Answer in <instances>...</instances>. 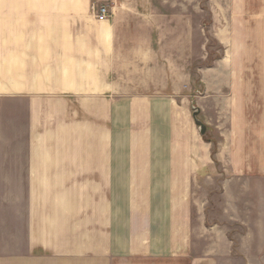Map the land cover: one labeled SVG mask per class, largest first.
Wrapping results in <instances>:
<instances>
[{
  "label": "crops",
  "instance_id": "crops-1",
  "mask_svg": "<svg viewBox=\"0 0 264 264\" xmlns=\"http://www.w3.org/2000/svg\"><path fill=\"white\" fill-rule=\"evenodd\" d=\"M96 1L108 20L95 17ZM190 4L0 0V230L13 237L0 242V264H218L198 252L191 196L212 145L187 140L180 118L193 101ZM261 15L264 0H224V43ZM224 97L213 107L238 127L218 158L252 173L224 183L252 199L249 222L231 217L248 229L242 256L224 264H264V140L245 141L251 98ZM232 244L224 226L229 256Z\"/></svg>",
  "mask_w": 264,
  "mask_h": 264
},
{
  "label": "rangeland",
  "instance_id": "rangeland-1",
  "mask_svg": "<svg viewBox=\"0 0 264 264\" xmlns=\"http://www.w3.org/2000/svg\"><path fill=\"white\" fill-rule=\"evenodd\" d=\"M190 5L192 8V4ZM190 15L196 20L195 41L191 43V51L195 52L194 57H190V94L193 101L188 108L181 109L182 133L187 140L193 141L194 135H197L198 139L212 145L214 159L212 166H202L194 177V186L191 189L194 224L200 243L199 254H213L218 264H224V259H239L242 256L239 241L241 235L248 231L245 223L231 217H237L235 214L239 213L244 221L249 222L252 215L249 208L252 200L250 189L244 186L245 193L241 195L242 185L235 184L231 193H228L224 183L230 179L245 183V180H252V173H240L238 176L231 171L230 161L218 158L224 147L227 148L233 143L226 138V133L234 128L236 130L238 124L231 123V114L222 116L221 109L213 107L212 102L226 99L224 95H231L230 101L233 98L237 100L239 95L251 98L246 100L243 115L245 141L252 146L259 139L264 140V16L261 15V26L246 23L243 29H237L242 32L238 43L233 37L235 29H232L233 32L229 29L234 42L225 44L224 30L227 29H224V0H197ZM214 70H218L217 73ZM245 84L249 89L251 87V91L242 93L240 90ZM233 86H236L235 91H232ZM252 86L255 87V92L252 91ZM252 97H255V101ZM194 107L200 109L198 117L207 126L204 135L200 133L192 117ZM203 215L206 216V228L202 225ZM8 226L12 227L9 224ZM224 226L229 229V238L233 242L231 257L227 253L228 249L224 247ZM3 232L0 230V242L12 243L13 237Z\"/></svg>",
  "mask_w": 264,
  "mask_h": 264
},
{
  "label": "built area",
  "instance_id": "built-area-1",
  "mask_svg": "<svg viewBox=\"0 0 264 264\" xmlns=\"http://www.w3.org/2000/svg\"><path fill=\"white\" fill-rule=\"evenodd\" d=\"M93 12L99 21H106L111 15L110 7L107 4H102L97 1L93 3Z\"/></svg>",
  "mask_w": 264,
  "mask_h": 264
},
{
  "label": "water",
  "instance_id": "water-1",
  "mask_svg": "<svg viewBox=\"0 0 264 264\" xmlns=\"http://www.w3.org/2000/svg\"><path fill=\"white\" fill-rule=\"evenodd\" d=\"M200 114V109L198 107H194L193 108V118L194 121L196 123V125L198 126L200 133L202 135H204L207 132V126L206 124L198 117V115Z\"/></svg>",
  "mask_w": 264,
  "mask_h": 264
}]
</instances>
